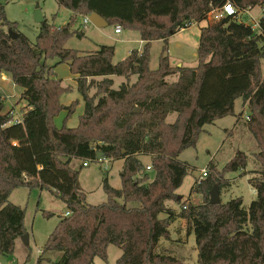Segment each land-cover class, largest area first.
<instances>
[{
  "label": "trees",
  "instance_id": "1",
  "mask_svg": "<svg viewBox=\"0 0 264 264\" xmlns=\"http://www.w3.org/2000/svg\"><path fill=\"white\" fill-rule=\"evenodd\" d=\"M225 1L56 0L71 12L68 21L56 27L43 19L34 42L5 17L0 3V72L21 88L19 101L25 103L21 121L14 123L11 111L3 112L0 91V255L12 254L16 239L26 233L24 209L9 201L11 191L23 186L46 188L68 212L59 216L34 264H93L95 257L106 258L110 244L122 250L114 264H188L168 248H159L160 239L175 241L169 226L177 217L184 219L185 232L194 234L197 264H264V19L257 31L230 16L210 20V10ZM229 1L238 9L264 6V0ZM91 13L108 25L137 31L144 42L141 51L132 49L113 62L111 45L83 54L65 47L71 36H84L74 24ZM203 20L209 22L199 30L197 65L171 66L168 38L185 24ZM8 29L16 33L14 38ZM158 39L164 45L157 68L150 69L149 48ZM61 63L77 76L84 101L73 128L53 123L60 111L69 115L75 106L59 103L70 89L53 75ZM174 74L175 80L165 79ZM114 75L126 80L117 89L111 88ZM131 76H136L133 83ZM238 97L247 104L246 126L259 148L254 159L260 177L249 179L256 199L247 208L240 197L210 204L208 189L221 184L209 176L193 187L206 196L203 204L184 201L176 213L168 202L180 201L175 190L187 175L179 154L195 145L205 124L232 115ZM172 113L176 117L168 122ZM97 154L122 159L120 187L104 178L106 200L88 204L78 175L82 162L98 161ZM143 156L150 158L151 180ZM73 160L79 167L71 166ZM245 165L246 155L237 152L222 172Z\"/></svg>",
  "mask_w": 264,
  "mask_h": 264
},
{
  "label": "rangeland",
  "instance_id": "2",
  "mask_svg": "<svg viewBox=\"0 0 264 264\" xmlns=\"http://www.w3.org/2000/svg\"><path fill=\"white\" fill-rule=\"evenodd\" d=\"M4 5V15L12 22H16L17 30L23 33L27 38L34 42L38 33L39 25L35 21L34 13L36 8L40 10L41 16H44L51 24L56 27L65 24L71 12L63 7H58L55 0H1ZM251 14L259 18L261 11L254 7ZM211 20V19H210ZM244 23H249V16L241 17ZM209 22V21H208ZM207 20L199 23L195 22L185 29L171 35L167 43V55L169 63L173 67L182 66L195 67L197 65L196 48L199 41V30L205 26ZM80 27L85 34L82 38L71 36L65 42V47L75 50H96L100 45H111L114 48L112 61L118 62L126 57L129 48H136L139 43L133 41L138 39V32L135 30L123 29L122 34L113 33V25L105 27H95L88 23L83 25L82 17H78L74 28ZM136 34V35H130ZM128 38L131 42L121 41L120 39ZM164 42L156 40L151 43L149 48V67L156 69L158 58ZM49 64H55L56 60H49ZM54 77L61 80L62 86H69L70 89L63 92L59 97L60 104L68 105L75 102L74 110L69 115L67 111H60L53 117V123L58 127L62 125H72L81 114L78 113L77 88L68 82L71 78V72L66 63L55 65ZM261 72L264 73V60L261 61ZM177 74L166 77L167 81H173ZM112 89H117L122 83L126 82L123 76H112ZM101 78H96L99 81ZM136 76H131L129 82L133 83ZM71 84V86H70ZM94 88L90 93L94 92ZM3 112L12 108L14 116L21 114L25 103L19 101L21 88L16 86L12 79L9 78L3 89ZM77 96V97H76ZM242 98L238 97L234 101L233 114L215 120L210 124H205L197 136L194 146L183 150L178 160L187 166V175L184 177L181 185L175 190V194L180 196V201H170L168 204L176 213H179L184 201L188 205H201L206 200L204 193L197 192L193 189L199 183L202 185L207 181L206 177L212 176L218 178L221 184L216 186L218 197L221 203L230 199L240 197L244 207L256 199V192L249 179L260 177L259 166L257 165L254 154L259 148L254 136L249 132L246 126V117L249 114L247 105H243ZM63 105V106H64ZM175 113L170 114L166 119L173 122ZM78 124V123H77ZM237 152H243L246 155V165L237 171H224L223 167L228 163ZM148 157V156H147ZM88 165L80 169L78 183L85 194V201L88 204H98L106 200V194L102 188V180L107 178L108 183L113 188L120 187V166L121 162L116 159L104 158L100 161L87 160ZM145 164H150V160L144 159ZM78 161H73L71 166L79 167ZM107 165V168H105ZM206 169L207 175L200 179V170ZM149 180L153 178L152 170L147 172ZM206 178V179H205ZM211 189H208V192ZM9 201L24 209L23 226L26 231V242L22 238H17L15 247L10 255H0V264H34L39 249L54 230L59 216L66 212L64 204L56 198L46 188L38 187L27 188L17 187L13 189L9 196ZM187 205V204H186ZM47 214V215H46ZM49 214V215H48ZM164 218V214L159 215ZM184 219L177 217L169 226L171 237L174 242L160 239L159 248H168L173 254L183 258L188 264H197V250L195 247L194 234L185 232ZM249 230V227L246 226ZM159 250V249H158ZM122 254V250L110 244L107 249L106 258L95 257L93 264H114L116 259ZM53 259H57L59 254H52Z\"/></svg>",
  "mask_w": 264,
  "mask_h": 264
},
{
  "label": "built area",
  "instance_id": "3",
  "mask_svg": "<svg viewBox=\"0 0 264 264\" xmlns=\"http://www.w3.org/2000/svg\"><path fill=\"white\" fill-rule=\"evenodd\" d=\"M255 7L259 8L261 11V15L259 18H256L254 15L251 14V10L254 7H246V8L238 9L229 0H226L225 3L221 7L212 8L210 10V12L208 13V17H209V19H212V20H218V19H221L223 17L230 16V17L234 18L235 21H237L239 23H243L245 25H249L253 30L257 31L258 27H259V20L261 18L264 19V6H255ZM244 15L249 16V23H244L241 20V17H243ZM82 19H83V25L84 26L89 23L88 15L82 16ZM193 23L194 22H189V23L185 24L184 28H181V29H185L186 27L190 26ZM121 31H122V28L120 27V25L114 26V32L115 33H120ZM9 110L11 111V114L13 115L12 122H14V123L20 122L21 121V114L14 116V114L12 112V108ZM102 159H104V158H98V161H100ZM87 165H88L87 160L82 162V166H87ZM105 168H107V165H105ZM145 169L150 170L151 169L150 165L149 164L146 165ZM206 175H207L206 169H201L200 170V179L205 177ZM185 208H186V205H183V209H185ZM64 215H68V212H65ZM38 252L40 253L41 249H39Z\"/></svg>",
  "mask_w": 264,
  "mask_h": 264
},
{
  "label": "crops",
  "instance_id": "4",
  "mask_svg": "<svg viewBox=\"0 0 264 264\" xmlns=\"http://www.w3.org/2000/svg\"><path fill=\"white\" fill-rule=\"evenodd\" d=\"M55 2H56V0H55ZM0 3L2 4V2H1V0H0ZM56 5H57V2H56ZM58 6V5H57ZM59 7V6H58ZM42 18L43 19H45L44 18V16H42ZM40 23H38V25H39ZM181 30H183V29H181ZM181 30H179V31H181ZM179 31H177V32H179ZM122 32H123V29H122V31L120 32V33H115L114 32V28H113V33L115 34V35H119V34H122ZM176 32V33H177ZM175 34V33H174ZM130 35H136V34H131L130 33ZM173 35V34H172ZM121 41H125V42H131V40L130 39H128L127 37L125 38V39H120ZM158 40H160V41H162L161 39H158ZM133 41H135V42H137V43H139V46L138 47H136V48H133V47H131V48H129V50L127 51V54H126V56L129 54V52L132 50V49H137L138 51H141V49H142V47H143V44H144V42L140 39V37H139V35H138V39L137 40H135V39H133ZM154 41H156V40H154ZM154 41H152V42H154ZM151 42V43H152ZM163 42V41H162ZM167 43H168V41H167ZM97 50V49H96ZM81 54H83V53H90V52H94L95 50H78ZM167 52H168V50H167ZM124 59V58H123ZM114 62V61H113ZM67 65V64H66ZM68 66V65H67ZM178 66H182L180 63H178ZM77 76L76 75H74V74H71V78H70V80H68V82H70V83H72L73 84V86H75L76 87V81H75V78H76ZM9 78H11L10 77V75L8 74V73H6V72H0V91L2 92L3 91V89H4V87H5V84L7 83V81L9 80ZM110 78L112 79V76H110ZM113 80V79H112ZM70 86H71V84H70ZM77 93H78V97H77V99H75V101H77L78 102V106H77V108H78V113L79 114H82L83 113V111H84V101H83V99H82V96H81V94L77 91ZM243 102V101H242ZM69 103H66L65 105L64 104H62V105H64V106H69L68 105ZM243 105H247L246 103H244L243 102ZM63 112H65V110H62V113ZM175 117H176V115H175ZM77 123H78V120L74 123V124H72V125H66V127H69V128H73V127H76L77 126ZM59 127V126H58ZM140 159L144 162V159H147V162L150 160V158L149 157H147V156H143V157H140ZM117 160H119L120 162H121V168H122V165H123V161H122V159H117ZM73 161H76V160H73ZM72 161V162H73ZM71 162V163H72ZM146 165H148V164H146ZM121 168H120V170H121ZM171 239H172V237H171ZM107 249H108V247H107Z\"/></svg>",
  "mask_w": 264,
  "mask_h": 264
},
{
  "label": "water",
  "instance_id": "5",
  "mask_svg": "<svg viewBox=\"0 0 264 264\" xmlns=\"http://www.w3.org/2000/svg\"><path fill=\"white\" fill-rule=\"evenodd\" d=\"M34 18L37 23H40L43 18L40 14V10L36 8L35 13H34ZM88 21L90 24H92L95 27L101 28L105 27L108 25L107 21L104 20L102 17H100L97 13H91L88 15ZM7 33L9 36L14 38L16 36V33L13 32L12 30L8 29ZM102 155L97 154V158H100ZM180 196H177V199H180ZM220 202L219 197H218V192L216 189V186H213L212 189L209 191V203L210 204H218ZM21 238L26 242V234H23Z\"/></svg>",
  "mask_w": 264,
  "mask_h": 264
}]
</instances>
